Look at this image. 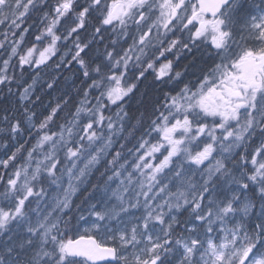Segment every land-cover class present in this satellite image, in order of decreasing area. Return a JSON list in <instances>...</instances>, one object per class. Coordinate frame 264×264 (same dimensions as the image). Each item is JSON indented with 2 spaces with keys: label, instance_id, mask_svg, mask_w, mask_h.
<instances>
[{
  "label": "snow or ice",
  "instance_id": "obj_1",
  "mask_svg": "<svg viewBox=\"0 0 264 264\" xmlns=\"http://www.w3.org/2000/svg\"><path fill=\"white\" fill-rule=\"evenodd\" d=\"M0 264H264V0H0Z\"/></svg>",
  "mask_w": 264,
  "mask_h": 264
}]
</instances>
